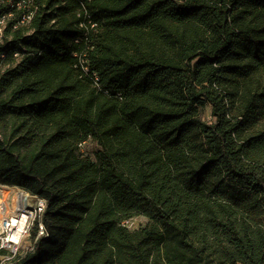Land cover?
Listing matches in <instances>:
<instances>
[{"label":"trees","instance_id":"trees-1","mask_svg":"<svg viewBox=\"0 0 264 264\" xmlns=\"http://www.w3.org/2000/svg\"><path fill=\"white\" fill-rule=\"evenodd\" d=\"M34 4L0 45V185L45 234L3 264H264V0Z\"/></svg>","mask_w":264,"mask_h":264},{"label":"built area","instance_id":"built-area-1","mask_svg":"<svg viewBox=\"0 0 264 264\" xmlns=\"http://www.w3.org/2000/svg\"><path fill=\"white\" fill-rule=\"evenodd\" d=\"M35 9L34 0H0V45L5 42L7 37H10L6 34L9 23L12 22V30L28 26L34 17ZM5 56V53L1 55L2 58ZM19 190L21 196L16 206L11 210L5 206L1 209L0 249L10 251V255L1 258H6L7 261L21 253H18V250L25 237L29 236L30 238V246L28 247V251H30L34 249L35 241L45 234L41 219L46 210V200L34 198L28 192ZM36 221H39V228L34 241L31 238ZM14 235L18 236L17 240L14 239Z\"/></svg>","mask_w":264,"mask_h":264},{"label":"rangeland","instance_id":"rangeland-1","mask_svg":"<svg viewBox=\"0 0 264 264\" xmlns=\"http://www.w3.org/2000/svg\"><path fill=\"white\" fill-rule=\"evenodd\" d=\"M210 110L207 109V118L209 117ZM21 192L19 189L14 188V187H5L0 185V210L2 209L3 206L10 208L9 210L13 209L16 206L17 201L20 198ZM1 212L0 211V217H1ZM144 221L142 218H137V220H134L133 222H127L130 227H136L139 223ZM29 236L24 238V241L22 245L20 246L18 253L19 252H24L28 251V247L30 246V240ZM7 262L6 258H1V263Z\"/></svg>","mask_w":264,"mask_h":264},{"label":"bare ground","instance_id":"bare-ground-1","mask_svg":"<svg viewBox=\"0 0 264 264\" xmlns=\"http://www.w3.org/2000/svg\"><path fill=\"white\" fill-rule=\"evenodd\" d=\"M1 211V210H0ZM14 239L17 240L18 239V236L14 235Z\"/></svg>","mask_w":264,"mask_h":264}]
</instances>
